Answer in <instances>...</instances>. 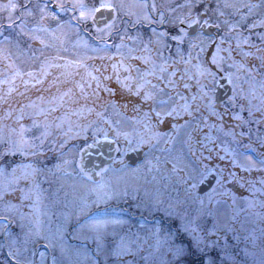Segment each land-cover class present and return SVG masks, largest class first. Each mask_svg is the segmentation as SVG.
Instances as JSON below:
<instances>
[{
	"label": "snow or ice",
	"instance_id": "snow-or-ice-1",
	"mask_svg": "<svg viewBox=\"0 0 264 264\" xmlns=\"http://www.w3.org/2000/svg\"><path fill=\"white\" fill-rule=\"evenodd\" d=\"M177 8L186 9V14H165L166 11L174 13ZM228 9L232 11L226 14L225 10ZM66 13L71 15L65 17ZM228 16L235 19H229ZM48 20L55 22V28L45 23ZM184 25L193 29L194 39L200 41L199 45L191 44L192 48L199 47L202 53L206 48L215 46V52L210 53L211 63L207 67L204 66L206 62L192 65L191 52L187 60L180 52L179 45L189 35L181 27ZM197 26L200 30L198 32L195 31ZM144 28L148 31L142 34L141 30ZM158 28H164L165 31H158ZM205 28H226L227 31L220 37L219 43L209 33L206 43L203 36ZM258 28L264 29V0L256 3L251 0H223L221 3L217 0L214 7L211 0H185L175 6L167 0L160 5L155 0L150 4L148 0H56L51 7L48 3L41 4L35 0H24L23 3L7 0V3L0 4V86L7 85L6 91L0 88V108L4 112L0 119L10 120L14 113H18L14 121L16 127L7 124L0 126V164L3 165L0 167V176L11 177L0 187V200L11 196L17 190L13 189V185H18L20 180L35 185L37 175L44 169L37 166V163H25V160L43 157L46 152H55L57 143L60 148L65 146L67 140H54L53 146L46 148L49 138L53 136V129L68 138H72L70 133L73 125L81 129L74 133L75 137H80L87 131L85 126L71 119L73 116L86 119L87 115L95 113L103 119L104 112L97 111L98 108L105 111L111 108L116 112L131 108L137 115L142 113L145 129L150 134L141 135L136 140L132 147L135 151L144 146L154 148L162 141L165 144L174 143L179 130L188 127L197 117L205 127L211 128L202 115V110H207L210 116L218 120L223 121L225 116H229L236 122L229 125L228 134L237 144L243 143L245 132L237 133L235 128L249 126V142L244 145L245 150L238 153L224 149L226 156H232L228 162H225V156L217 154V159L224 162L223 166L215 163L211 155L212 149L207 148V144L204 147L209 155L205 157L201 153L200 161L195 165L185 164L183 155L164 157L163 164H171L168 169L161 166V157H156V162L149 171L155 169L161 173V179L168 181L169 185L182 186L183 200L165 199L159 189L154 192L145 189L141 195L139 187L120 188L109 187L104 183L97 184L90 189L95 195L93 204L116 201L119 205L123 201L128 207L119 211L105 209L102 213L87 215L85 222L76 228L77 235L74 238L81 240V245L77 246V255L81 248H86L91 242V252H83L88 264H264V215H260L259 237L255 232L245 237L246 240H251L253 248H259L257 254L250 252L247 247H239L240 237L235 228V217L232 221L222 222L211 210L205 211L206 204L219 203L215 200L217 195H231L226 190V185L236 188L247 184L252 195L259 192L264 196V150L252 146L256 143L260 149H264V133L258 131L256 140L253 141L250 127L255 124L259 130L264 126V31L255 33ZM130 29L137 30L135 37L129 34ZM244 32L248 35L245 36ZM232 33L237 34L236 49L240 50L242 61H233L229 65L236 69L235 73L221 75L225 60L219 55L223 50L221 45ZM69 34L78 38L75 47H83L104 55L65 59L62 53L68 49L64 47V37ZM253 34L257 36L259 44L252 43ZM84 35L96 41V46H91L88 40L83 39ZM115 38H119V44H115ZM108 39H113V43L109 44ZM126 39L132 40L138 47L126 45ZM169 39L176 42L175 55L179 56V61L164 55L165 51L171 52ZM244 44L250 49L254 48L255 52L244 51ZM113 47L116 49L115 54H109ZM125 48L127 51H122ZM47 49H55L56 54L47 55ZM37 52L43 59L35 66V62L40 59ZM231 52L230 46V60ZM200 53H197L198 61ZM88 60H99L101 63L98 66L90 65ZM134 61H139V64H134ZM180 63L185 65L182 71ZM24 64L34 67L25 70L22 67ZM53 69L58 71L53 72ZM242 73L249 77L243 80V84L248 85L247 90L241 83ZM177 76L180 77L179 81L176 80ZM257 77H260L259 81ZM192 79H195L196 92L189 99L188 95L179 90V85L183 82V88L190 91L192 86L187 81ZM224 80L231 86V94L225 92L222 96L217 95ZM33 91L39 93L35 100L28 96ZM13 93L26 98L28 102H20L19 107L14 109L10 102ZM177 97L183 103H179ZM254 100L259 103H253ZM144 108L148 110L143 111ZM29 109L31 111H27ZM57 112L61 115L53 116ZM245 112L247 118L243 115ZM39 117L44 119L41 121ZM49 117L52 119L49 120ZM184 117H188V120L180 125L178 120ZM25 118L31 120L30 125L23 123ZM153 118L157 124H163L166 118H170L168 123L172 134L154 131L155 125L151 123ZM104 123L109 121L105 120ZM65 124L68 125L67 131ZM199 127L200 124L196 123L194 130ZM33 130H36L34 135L27 137L26 133ZM113 131L117 138L122 134L117 129ZM123 135L131 147L133 141L127 134ZM84 139L87 142L86 136ZM104 139L108 140L107 133L104 134ZM93 140L87 148H93L100 143L95 138ZM205 140L214 143L210 135ZM191 141V135L184 141L190 152ZM112 142L114 141H109ZM162 151H168L171 156V150ZM16 156L23 159L19 163L9 159ZM83 156L82 151L80 174L85 181H92V176L83 165ZM238 157H243V162ZM204 161H211L212 166ZM55 167L60 168L61 165L57 164ZM237 168L249 176L254 172L258 173L260 179L240 176L234 171ZM103 171L106 172L107 169ZM153 179L156 180V177ZM257 183L261 185L260 188L256 187ZM18 190L22 193V200L29 198V193L24 189ZM232 198L235 201V197ZM257 203L264 208V201H248L249 207H255ZM191 204L199 205L195 215L186 209L178 210ZM89 207L87 200L82 199L80 213L88 212ZM17 208L10 201L6 203V210ZM205 216L210 217V227L209 222L203 219ZM69 219L65 217V225L69 223ZM20 227L23 232L24 225L21 224ZM133 227L136 231L132 230ZM5 233L8 238V252L4 264H36L34 257L41 246V239L46 241L42 246L52 250L51 264H68L63 245V225L57 229L56 236L60 241L59 257L55 254L56 244L53 237L42 235L39 227L23 232L22 238L17 235L13 239L8 225H5ZM230 240L237 243L230 244ZM39 255V264H47L46 254L40 252Z\"/></svg>",
	"mask_w": 264,
	"mask_h": 264
},
{
	"label": "rangeland",
	"instance_id": "rangeland-1",
	"mask_svg": "<svg viewBox=\"0 0 264 264\" xmlns=\"http://www.w3.org/2000/svg\"><path fill=\"white\" fill-rule=\"evenodd\" d=\"M20 0H17L19 3ZM174 4H172L171 2ZM223 1V0H222ZM254 1L257 0H251V2L254 3ZM52 3H56V0H51ZM131 2V0H130ZM152 0H148V3L150 4ZM155 2L160 5L164 4L166 0H155ZM168 3H171L173 6L179 4V0H167ZM213 7L215 6L214 3H216V0H211ZM230 2H244V0H230ZM223 3V2H222ZM226 14L228 12H231V9L225 10ZM181 9L177 8L174 13H171L170 11H166V15L171 16H178L180 15ZM187 12V10H186ZM186 12L184 14H186ZM183 14V15H184ZM229 19H235L234 17L228 16ZM46 24L49 25L52 28H55V22L48 20L46 21ZM185 28L186 31V25L181 26ZM226 29V28H225ZM259 29V32H262ZM144 31V30H143ZM160 31H165V29H161ZM225 31V30H224ZM255 31H258L256 29ZM245 34V33H244ZM248 34V33H246ZM43 35V34H42ZM136 36V35H135ZM134 36V37H135ZM223 36V35H222ZM186 38V37H185ZM217 43L218 37H213ZM77 37L74 34H69L67 37H64L65 44L64 47L68 49L67 52L62 53V55L65 57V59H75L77 56H96V55H104V53H95L92 52L90 49H85L83 47H75L77 44ZM83 39L88 40V43L91 46H96L94 42L87 37V35L83 36ZM252 41H258L257 37L253 36ZM109 44L113 43V39H108L107 41ZM115 44H119L120 40L119 38H115L114 40ZM171 42V43H170ZM205 42L207 43V38H205ZM168 43H170V46H176L175 41L168 40ZM200 44L199 40H196L192 38L191 40L186 41V43L183 41L179 45L180 52L183 54L184 59L187 60L189 57V52H191V55L193 57L192 59V65H195L197 62H206L204 63V66L207 67L211 63V55L210 53L215 52V46H212L210 48H206L204 52L200 53V48L195 47L192 48L191 44ZM236 38L234 36H230L226 39V42L221 45V48L223 49L219 55L224 57L225 60L223 62V68L224 72L221 73L223 75H227V73H235L236 69L234 67H229V65L233 62H241L242 56L240 54V50L236 49ZM125 44L132 46V47H138V44H134L132 40H125ZM183 46V47H181ZM231 46L232 52L231 57L232 59H228L229 56V48ZM38 47V46H37ZM177 51V48H175ZM122 51H127V48L123 49ZM176 51H173L171 48V52L165 51L164 55L165 57L171 56L172 60L179 61V56L175 55ZM248 51V50H246ZM47 55L54 56L56 54L55 49H47L45 50ZM116 49L115 47L110 49L109 54H115ZM239 52V53H238ZM197 53H200L199 55V61L197 60ZM238 53V54H237ZM139 54V53H137ZM36 55L40 57L39 60L35 62V66H38L40 63V60L43 59V57L40 56V53L37 52ZM171 62V61H170ZM255 62V61H252ZM88 64L90 65H99L101 61L99 60H88ZM104 63H108L107 61H104ZM134 64H139V61H134ZM157 63H159V60H157ZM22 67L25 70H29L31 67H34L29 64H24ZM181 71L185 67L183 63H180L179 65ZM188 67L191 68V65H188ZM53 72H57L58 70L53 69ZM110 71V69H109ZM192 71H195L194 68H192ZM213 71H215V67H213ZM242 80L241 83L243 84V80L249 79L246 74H241ZM180 77L177 76L176 80L179 81ZM257 81H259L260 77L256 78ZM192 81L190 84L189 82ZM192 87L191 90H185L183 88V82L179 85V90L184 93L185 95L189 96V99L191 98V95L196 92L195 87V79L188 80L187 81ZM114 84V82H113ZM243 87L245 90H247L248 85L243 84ZM3 91L7 90V85L0 86ZM21 90H23L21 88ZM53 92H55V89H53ZM2 94V93H0ZM257 94L259 95V89H257ZM39 95V93L36 92H30L28 93V96L35 100L36 96ZM45 95H48L47 93ZM177 101H179V97L176 98ZM10 102L12 103V107L18 108L19 103H27L28 100L23 97L17 96L15 93H13ZM179 103H183V101H179ZM253 103H259L258 100H254ZM4 107H7L6 105ZM147 108H144L143 111H147ZM27 111H31L30 109ZM97 111H103V119L97 117L95 113H92L90 115H87V118H80V117H71V119L75 122H78L79 124L85 126L87 128V131L83 133L80 137H75L74 133L81 131L80 128L75 127L73 125L72 133H70V136L72 138L63 137L62 134H60L57 130L53 129V136L49 138L48 143L46 144V148L49 146H53L52 142L54 140L58 142H62L63 140H67V143L63 148H60L58 146V143L55 145V152H46L45 156L43 157H35V158H29L25 160V163H37V166L42 167L44 170L39 173L36 177L35 185L32 182L20 180L18 185H13V189H17L13 191V194L11 196L6 197L4 200H0V217H7L5 219L7 222L11 221L15 225L14 231H18V235L23 236V232H27L30 228L35 229L39 227V230L41 231L42 235L44 236H50L53 237V242L56 244L55 254L57 257L60 256V241L56 239V236L58 235L57 229L64 226V234H63V245L66 249V259L68 261V264H88V260L83 255L84 251H88L89 253L93 249V245L91 242H89L86 246V248H81L80 254L77 255V246L81 245V240L75 239L74 237L77 235L76 228L79 226V224H83L85 222V219L87 215L97 213V212H104L105 209H115L112 205H118L116 201H109L107 204L101 203L99 205L93 204L92 201L95 200V195L90 191L91 188L95 187L99 183H104L109 187H139L141 189V195H143V192L145 189H147L150 192H154L156 189H159L161 194L164 196L165 199H171V200H183L184 199V192L183 187L177 184L169 185V182L166 180L161 179V173H158L153 169L152 171H149L150 168H152V165L156 162V157H161V166L166 167L168 169L171 168V164L164 165L163 164V158L177 155H183L184 157V163L188 165H195L200 160H197V155H200V144L199 142V135L201 132L209 131V134H213L214 136V130L218 128L221 129L224 133L228 134L230 131L229 125H234L236 122L232 121L229 116H225L224 120H218L214 116H209V113L207 110H202V115L207 120L208 125H211L212 127H205L202 122L199 121V117H197L196 121H192L188 127L181 128L179 130L178 135L175 136L174 143H168L165 144L163 141L156 145L154 148H149L148 146L142 147L144 150V158L143 160L137 164L134 167H129L125 161H124V155L125 153L135 146L136 140L139 139L141 135L147 136L150 133H148L145 129L144 123L142 121V113L140 115H137L134 113L131 108L129 110L124 111L120 110L119 112L113 111L111 108L107 109L106 111L103 109H97ZM3 108H0V117H3ZM18 115V113H14L12 119L10 120H3L0 119V126H3L5 124L11 125L13 127H16L14 121L15 117ZM61 115L60 112L54 113L53 116H59ZM245 118H247V113H243ZM206 116H209L208 118ZM39 119L42 121L44 118L39 117ZM52 117H49V120H51ZM170 118H166L165 122L163 124H157V121L155 118L152 119L151 123L152 125H155L154 131L161 132V133H167L172 134V128L170 124L168 123ZM184 119L183 122H181ZM107 120L109 123H104V121ZM188 120L187 117H184L182 119L178 120V123L180 125H184L185 121ZM58 122V121H57ZM23 123L27 126L31 124V120L25 118ZM196 123L200 124L199 129L194 130ZM88 125H91L90 127ZM252 130V140H256L257 132L264 133V126H261L260 129H257V126L255 124L251 125ZM65 131L68 129V125H64ZM249 126H245L243 129L241 128H235V131L237 133L244 131L245 137L243 138V144L248 142L247 139V132H248ZM113 129H117L119 132H121V136L119 138L116 137V132L113 131ZM36 130H33V132L26 133V136L31 138ZM107 133L108 140L107 141H114L116 144V151H115V158L112 163V165L108 167H104L102 170H99L97 172L96 179L92 178V181H85L81 174H80V152H82L88 144H92L94 142L93 138L99 141H106L104 139V134ZM123 134H127L129 139L133 141L132 146L130 147L128 144V141L125 139ZM220 134V133H219ZM191 135L192 141L191 146L192 150H196L195 152H190L189 147L187 144L184 143L185 140L188 139V136ZM221 135V134H220ZM229 135V134H228ZM87 137V142H85L84 137ZM231 138L232 136L229 135ZM165 139H167V136H165ZM239 139V137H238ZM215 140V138H214ZM213 140V141H214ZM220 141L223 143L218 146V151L221 156H225V162L231 161L229 156L225 155V152L223 151L226 149V142L225 139L222 138L218 141H214L213 145L220 144ZM255 148L258 150H264L260 149L259 145L254 143L253 144ZM212 146V145H210ZM228 146H230L228 144ZM119 149V151H118ZM127 149V151H126ZM162 149H169L171 150V156L169 155L168 151H162ZM199 149V150H198ZM194 153V154H193ZM10 160H15L17 163H19L23 158L20 156L16 157H10ZM240 162H243V157H238ZM67 161V163H65ZM151 162V163H150ZM60 164V168H56L55 165ZM0 167H3L2 164H0ZM107 169L106 172L103 170ZM8 171L10 172L11 169L9 168ZM100 173V175H98ZM17 175H20L17 173ZM153 177H156V180L153 179ZM248 178V177H247ZM11 179V177H3L0 176V187H2L4 184L7 183V180ZM253 180H259L260 174L254 173V176L251 175L250 178ZM165 184V185H163ZM38 185V187L36 186ZM257 188H260L261 185L259 183L256 184ZM24 189L25 192L29 193L28 199H21L22 193L18 189ZM244 195L242 197H238L235 194H233L230 190L226 189L228 192L231 193V195H217L215 197V200L217 199H225L228 202L225 201H219V203H213L211 205H205V211L211 210L213 214L218 215L221 221H232L233 217H235V228L237 230V234L240 237L239 240V247L241 249L247 247L250 252H255L259 254V248H253L251 240H246L245 237H249L253 232H255L256 236L259 237V228H260V215H264V208H261L259 206V203L256 204L255 207H249L248 201L249 200H256V201H264V196H262L259 192H257L255 195H252V193L248 189V185L245 184L244 187H242ZM242 192V191H241ZM239 198L240 200H233L232 197ZM82 199H86L88 204L90 205L88 212L81 214L80 213V203ZM11 202L14 205H17V209H11L6 210V203ZM110 205V206H109ZM125 208L128 207V205L124 204L123 201L119 203V205L116 208ZM199 208L198 204H191L188 205V207H184L178 210H187L190 214L195 215L196 210ZM93 211V212H92ZM91 212V213H90ZM90 213V214H89ZM69 217V223L65 225V217ZM205 221H208V226H211L210 223V217L205 216L203 217ZM23 224V232L21 231L20 225ZM4 230V223L0 222V232ZM9 232L10 229H8ZM133 231H136V228L133 229ZM12 235V233H11ZM14 238V237H13ZM15 239V238H14ZM46 241L42 240L40 241L41 246L38 247L37 255L34 258L36 261V264H39L40 261V252H44L47 259V264H51V249H45L42 245ZM259 239L257 240V244H259ZM7 243L8 238L7 235H5V241H3L4 247H0L4 249L5 252H8L7 249ZM22 243V239L20 241ZM230 244H236L237 241L230 240ZM31 247V245H29ZM5 259L0 257V264H4Z\"/></svg>",
	"mask_w": 264,
	"mask_h": 264
},
{
	"label": "water",
	"instance_id": "water-1",
	"mask_svg": "<svg viewBox=\"0 0 264 264\" xmlns=\"http://www.w3.org/2000/svg\"><path fill=\"white\" fill-rule=\"evenodd\" d=\"M6 1V0H0ZM198 30L196 27L195 31ZM203 32L205 34L211 33L210 30L204 29ZM188 33L190 35L194 34L193 29H188ZM230 87L227 85L226 80H224L219 87V91L217 95H224L225 92L230 94ZM114 147L113 143L109 142H100L93 148H88L87 151L84 152L83 156V165L87 172H90L92 175L96 173L97 170L101 169L104 165L110 164L113 158ZM126 160L129 164L134 165L137 161L142 158L141 150H130L126 155Z\"/></svg>",
	"mask_w": 264,
	"mask_h": 264
}]
</instances>
